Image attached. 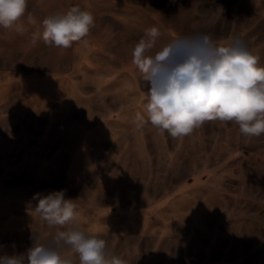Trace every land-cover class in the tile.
Segmentation results:
<instances>
[{"label":"rangeland","instance_id":"374dc122","mask_svg":"<svg viewBox=\"0 0 264 264\" xmlns=\"http://www.w3.org/2000/svg\"><path fill=\"white\" fill-rule=\"evenodd\" d=\"M72 6L94 16L87 37L45 44L43 19ZM153 27L148 55L208 35L264 66V0H28L0 27V255L55 246L57 231L77 227L127 264H264V134L218 120L159 134L132 63ZM59 191L76 206L63 227L35 211L36 194ZM57 250L79 264L71 246Z\"/></svg>","mask_w":264,"mask_h":264},{"label":"clouds","instance_id":"9594fccd","mask_svg":"<svg viewBox=\"0 0 264 264\" xmlns=\"http://www.w3.org/2000/svg\"><path fill=\"white\" fill-rule=\"evenodd\" d=\"M28 0H0V27L11 28L26 12ZM91 12L72 6L66 13L42 21L45 44L69 48L87 37L94 26ZM148 29L132 50V63L150 87L145 104L147 121L163 135L183 138L206 121L234 122L248 137L264 134V66L239 42L216 46L208 35L182 37L148 55L159 37ZM137 120L144 117L137 114ZM35 211L49 225L65 226L75 219L76 206L64 192L36 194ZM52 245L33 244L26 254L0 255V264H73L57 250L68 245L79 264H127L110 255L107 243L77 227L57 231Z\"/></svg>","mask_w":264,"mask_h":264}]
</instances>
